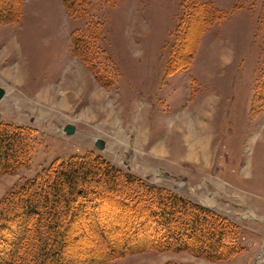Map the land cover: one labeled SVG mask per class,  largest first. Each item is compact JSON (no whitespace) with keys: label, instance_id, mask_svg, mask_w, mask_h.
Instances as JSON below:
<instances>
[{"label":"rangeland","instance_id":"374dc122","mask_svg":"<svg viewBox=\"0 0 264 264\" xmlns=\"http://www.w3.org/2000/svg\"><path fill=\"white\" fill-rule=\"evenodd\" d=\"M14 1L18 19L0 24V120L27 128L34 142L29 163L0 177V201L52 162L90 152L232 225L234 253L224 260L148 248L111 264H264L263 0H211L226 17L199 33V11L177 25L181 0H93L103 56L86 48L95 35L79 32L90 17L70 16L62 0ZM1 7L3 15L9 4ZM187 51L190 64L170 68ZM90 209L69 229L60 219L67 264H96L102 254L85 235Z\"/></svg>","mask_w":264,"mask_h":264},{"label":"trees","instance_id":"16d2710c","mask_svg":"<svg viewBox=\"0 0 264 264\" xmlns=\"http://www.w3.org/2000/svg\"><path fill=\"white\" fill-rule=\"evenodd\" d=\"M92 1L62 0L70 16L90 17L79 32L90 31L95 35L88 38L91 42L86 48L102 55L96 31L102 23L92 19ZM253 1L257 0H252V4ZM5 4L9 7L0 14V24L19 17L14 0H1L0 10ZM198 11L201 14L198 33L226 17L224 9L211 0H181L177 25L188 23ZM79 43H84L81 34L71 36L73 52L76 53ZM190 52H186L185 59L177 55L180 63L173 57L170 68H186L192 59ZM260 89L257 87L256 94L264 90ZM33 142L27 128L0 120V177L14 174L29 163ZM106 205L108 211L95 210L96 206L103 209ZM86 206L91 208L92 217L84 226L85 235L91 236L93 244L102 251L93 259L96 264H111L117 257L148 248L188 251L208 260H224L234 253L229 238L232 225L217 213L88 152L52 162L15 185L1 199L0 264H67V247L58 245L57 234L64 226L60 219L69 229L74 215ZM147 235L148 242L143 244Z\"/></svg>","mask_w":264,"mask_h":264},{"label":"water","instance_id":"95a60500","mask_svg":"<svg viewBox=\"0 0 264 264\" xmlns=\"http://www.w3.org/2000/svg\"><path fill=\"white\" fill-rule=\"evenodd\" d=\"M4 94H5V89L0 86V99L4 96ZM74 129H75V127L71 123H67L64 126V128H63V130H64V132L66 134L73 133ZM95 145H96L97 148L103 149V147H104V141L101 138H97L96 141H95Z\"/></svg>","mask_w":264,"mask_h":264},{"label":"bare ground","instance_id":"6f19581e","mask_svg":"<svg viewBox=\"0 0 264 264\" xmlns=\"http://www.w3.org/2000/svg\"><path fill=\"white\" fill-rule=\"evenodd\" d=\"M197 138H198V140H196L197 142H196V146L198 145V147H197V149L199 150V151H202L204 148H203V140L202 139H204V138H202V137H199V136H197Z\"/></svg>","mask_w":264,"mask_h":264}]
</instances>
